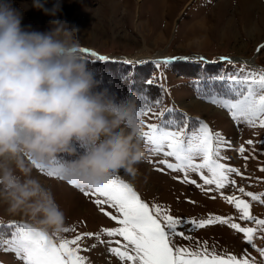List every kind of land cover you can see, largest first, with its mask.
Listing matches in <instances>:
<instances>
[{"label": "rangeland", "instance_id": "1", "mask_svg": "<svg viewBox=\"0 0 264 264\" xmlns=\"http://www.w3.org/2000/svg\"><path fill=\"white\" fill-rule=\"evenodd\" d=\"M22 17L21 26L27 31L47 33L52 30L53 17L43 10L31 7L32 0H8ZM45 8L51 10L59 4L61 11L55 17L60 23L79 31L75 37L81 49L89 53L111 55L104 62L144 66L159 64L154 68L153 78L162 87V107L174 109L177 114H186L190 121H205L210 129L230 141V146L221 151V163L239 169L243 175H230L224 188L205 185L197 173H189V179L196 184L183 183V173L164 169L159 160L162 155H154L146 148V158L140 163L135 179L120 171L113 176L131 185L141 199L151 206L154 202L170 209V214L185 221L207 220L209 217L229 218L230 223L241 227H256L252 222L241 218V212L224 197H235L249 202L251 215L264 219V203L252 201L238 191L264 195V128H251L237 125L228 111L218 108L200 98L202 93L218 89L220 83H212L209 78L217 75L232 74L241 68L264 69V0H41ZM204 22L205 25L202 23ZM202 25V26H201ZM209 30V31H208ZM193 31V32H192ZM145 47V49L143 48ZM260 48L258 52L257 49ZM93 50V51H92ZM156 55L165 52L170 63L155 58L138 61L127 56L138 54ZM85 59L97 60L82 52ZM98 56V55H97ZM122 56L123 58H120ZM191 56H202L193 59ZM103 57V56H100ZM252 57L255 65L234 58ZM227 58V60L222 59ZM109 59V60H108ZM199 85L200 91L197 86ZM160 91V90H159ZM195 104V105H194ZM204 105V106H203ZM202 107V108H201ZM208 107V108H207ZM200 109V110H199ZM159 109H154V112ZM167 115V114H166ZM144 131L147 124L158 123L153 113L142 116ZM251 140L253 143L248 144ZM243 145L245 152L238 149ZM244 157H247L245 159ZM170 161L172 158H168ZM174 162V161H173ZM67 163L53 161L44 171L34 169L33 176L49 189L60 209L65 213L66 228H76L75 233L63 232L59 238L72 239L77 234L98 233L102 228L112 229L119 225L102 214L92 202L93 197L84 196L73 187L68 179L49 177L47 172L54 167ZM205 175H210L204 170ZM179 177V179L177 178ZM197 185H200L199 187ZM91 191V189H86ZM105 209L119 215L115 209L105 205ZM13 222H31L22 214L7 212V205L0 202V231L7 232L6 225ZM192 240L174 238L176 246L193 250L198 243L207 242L209 251L227 258L229 255L249 260L254 258L260 264L262 258L256 249H264V232L253 234L255 248L250 247L243 233L229 225L214 223L205 228H195L191 224L182 227ZM104 241H113L112 247H120L115 241L125 244L122 237L101 236ZM96 247L92 248L91 245ZM81 251L90 264H121V261L108 251L107 243H100L93 236L81 242ZM0 264H22L14 252L0 248Z\"/></svg>", "mask_w": 264, "mask_h": 264}, {"label": "clouds", "instance_id": "2", "mask_svg": "<svg viewBox=\"0 0 264 264\" xmlns=\"http://www.w3.org/2000/svg\"><path fill=\"white\" fill-rule=\"evenodd\" d=\"M31 7L53 17L47 33L24 30L0 0V202L50 239L66 228L53 193L33 176L62 155L67 179L82 189L103 186L120 171L135 179L146 158L137 99L100 90L75 37L41 0ZM79 146L82 152H78Z\"/></svg>", "mask_w": 264, "mask_h": 264}, {"label": "snow or ice", "instance_id": "3", "mask_svg": "<svg viewBox=\"0 0 264 264\" xmlns=\"http://www.w3.org/2000/svg\"><path fill=\"white\" fill-rule=\"evenodd\" d=\"M81 51L97 60H106L105 57L97 56L95 52L89 53L87 49ZM257 51L259 52L260 48ZM163 63L168 64L170 61L165 60ZM209 80L212 83L219 82L220 87L202 93L200 98L228 111L237 125L264 128V69L253 68L246 71L241 68L232 74L217 75L210 77ZM145 83L152 85L153 81L148 79ZM197 88L200 91L199 85ZM128 97L138 98L132 92H129ZM140 99V115L153 113L158 120V123L147 124L148 130L144 131L142 136L152 154L164 157L159 160V164L164 168L158 167L156 171L163 172L166 168L172 172L183 173L181 182L192 184H196V181L189 179V173H197L205 185H215L217 190L224 188L227 183H235L229 179L231 174L243 175L239 169L227 167L220 162L223 159L221 151L230 146V141L213 132L205 121L197 120L193 123L186 114H177L174 109L162 107L163 102L160 99L155 101H150L147 97ZM154 109L159 111L154 112ZM247 143L253 142L249 140ZM238 151L241 155L244 154L243 145ZM37 169L44 171L40 165H37ZM205 169L210 175H205ZM260 171H264V168ZM47 175L67 179L66 168L63 165L54 167ZM72 185L86 197L95 196L92 202L98 210L116 222L119 227L102 228L98 233L77 234L72 239L59 238L57 243L28 224L13 222L5 226L8 229L6 233L0 231V248L14 252L22 264H90L85 256L80 255L81 251L89 250L82 248L81 242L85 237L94 236L100 243L109 245V253L116 256L121 264H256L254 258L249 260L247 256L238 259L229 255L225 258L216 254L214 249L210 252L207 242L198 243L195 250L176 246L173 242L176 237L192 240L190 235L181 230L186 224H191L195 228H205L219 223L229 225L237 232L243 233L249 246L255 248L253 234L257 231L264 232V219H257L251 215V205L244 199L224 197L228 203L234 204L240 210L242 219L252 222L256 227L244 228L239 224L230 223L229 218L224 217H209L198 222L175 218L166 207L154 202L150 206L131 185L118 178L111 177L106 184L97 185L91 191ZM238 191L252 201L264 203V195L245 193L242 187ZM105 205L115 209L119 215L108 212ZM64 232L75 233L76 228H65ZM102 235L122 237L126 243L121 244V241L116 240L115 243L121 246L112 247L113 241L102 240ZM91 247L95 248L96 245L93 244ZM256 250L264 258V249ZM260 264H264V259Z\"/></svg>", "mask_w": 264, "mask_h": 264}, {"label": "trees", "instance_id": "4", "mask_svg": "<svg viewBox=\"0 0 264 264\" xmlns=\"http://www.w3.org/2000/svg\"><path fill=\"white\" fill-rule=\"evenodd\" d=\"M86 61L94 71L99 89L109 90L118 99H124L128 97L129 92H132L138 97L137 101L141 106L140 98L147 97L150 101H155L156 99L162 100L164 97L162 87L153 78L154 68L156 69L158 65L156 63L139 66L130 63L93 61L92 59H86ZM148 79L153 81L152 85L145 83ZM77 148L78 152L83 151L79 146ZM75 159L76 157L65 154L57 160L69 163Z\"/></svg>", "mask_w": 264, "mask_h": 264}, {"label": "bare ground", "instance_id": "5", "mask_svg": "<svg viewBox=\"0 0 264 264\" xmlns=\"http://www.w3.org/2000/svg\"><path fill=\"white\" fill-rule=\"evenodd\" d=\"M203 25L204 22L202 23ZM202 26V25H201ZM209 31V30H208ZM193 32V31H192ZM145 49V47H143ZM93 51V50H92ZM95 52V51H93ZM96 53V52H95ZM97 54V53H96ZM98 56H103V57H107V58H115V56H111V55H100V54H97ZM120 58H123L122 56H119ZM131 59H134V60H138V61H147V60H153L155 58H158V59H161V60H166L167 59V55L165 52H160L156 55H151L149 53L147 54H144L141 50L138 52V54L136 55H132V56H127ZM190 58H193V59H203L202 56H191ZM235 60H238V59H241L243 61H245L248 65H251V66H254L255 65V60L254 58L252 57H245L244 59L243 58H234ZM125 70V69H124ZM112 74V73H111ZM134 77V76H133ZM108 87V86H107ZM195 105V104H194ZM204 106V105H203ZM202 108V107H201ZM208 108V107H207ZM200 110V109H199Z\"/></svg>", "mask_w": 264, "mask_h": 264}, {"label": "water", "instance_id": "6", "mask_svg": "<svg viewBox=\"0 0 264 264\" xmlns=\"http://www.w3.org/2000/svg\"><path fill=\"white\" fill-rule=\"evenodd\" d=\"M107 59V58H106ZM109 60V59H108Z\"/></svg>", "mask_w": 264, "mask_h": 264}]
</instances>
